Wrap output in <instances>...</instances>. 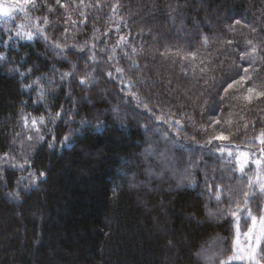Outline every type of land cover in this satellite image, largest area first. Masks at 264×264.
Returning <instances> with one entry per match:
<instances>
[{"label": "trees", "instance_id": "trees-1", "mask_svg": "<svg viewBox=\"0 0 264 264\" xmlns=\"http://www.w3.org/2000/svg\"><path fill=\"white\" fill-rule=\"evenodd\" d=\"M94 2L85 0L86 5ZM118 2L120 6L115 12L109 8L115 0H102V8L73 4L69 10L72 19L69 20V13L55 0H37L36 7L28 5L25 12H19L17 19L24 23L30 20L43 28L51 43L65 32L67 37L75 34V41L95 43L99 66L106 65L114 76L109 78L104 73V80L122 96L126 95L125 84L114 66L127 71L131 61L124 53L134 55L145 76L151 78L148 83L155 81L152 90L163 110L170 109L176 118H182L188 132L192 131L193 124L197 128L201 125L203 129L207 128V132L195 133L198 141L196 157L193 160L190 154L185 167L175 166L176 179L162 182L147 174L146 169L150 166L159 171L152 155L148 156L150 163L139 168L119 164L118 158L130 155L133 149L118 130L98 135L89 132L69 135L71 128L64 123L62 112L60 120L53 125L47 119L43 104L35 102L36 89L23 90L30 78L20 76V72H26L33 64L44 71L52 70V61L40 55L46 51L50 40H45L44 34L31 28L36 36L34 40L19 39L7 44L0 29V52L7 55V61L0 63V154L10 156L9 161H0V264H187L189 241L200 240V249L220 237L217 244L227 249L230 237L234 238L229 229L231 217H206L204 206L207 204L215 211L217 205L208 199L211 193L206 188L205 176L211 174L219 178L228 169H238L239 165L233 157L220 156L214 147L219 142L209 145L206 141L215 131L211 127L212 116L223 114L226 117L233 112L230 125L217 126L230 130L228 134L233 137L230 150L249 152L253 160L260 155V145L254 137L264 125V100L254 99L248 104L233 98L225 103L217 97L222 94L219 89L227 76L246 63L238 59L239 49L249 40L256 43L264 37V0ZM49 7L55 11H49ZM234 19H241L242 24L234 25ZM230 25L232 31H229ZM253 27L255 32L251 30ZM200 35L209 37L210 46L199 53L204 61L200 67L206 68V73L197 68L193 74L188 62L181 57L160 54L165 47L175 52L177 45L186 51H194L199 47ZM94 36L99 39H93ZM121 36L127 41L123 47L118 44ZM227 39L234 43H224ZM113 46L116 47L115 56L108 59ZM57 52L54 47L47 49L49 56L57 55ZM67 55L85 58L90 53L69 48ZM259 55L264 56V46ZM87 62L93 63L90 59ZM181 65H184V71H181ZM68 66L67 60L56 63L59 70ZM8 67L19 68V71L10 73ZM138 75L130 72L123 79L135 81ZM252 81L257 90H264V67L252 73L250 83ZM66 91L62 89V93ZM209 93H214L212 99L217 103L201 114L193 101L201 94L207 97ZM62 104H65L63 95L57 98L54 110L59 112ZM21 109L23 116L45 117L39 134L23 126ZM171 123L170 120L164 127L170 128ZM253 124L256 129L252 128ZM29 135L33 137L31 141L27 139ZM37 135H43L44 139L36 140ZM66 135L69 140L63 142ZM133 139L141 137L133 133ZM149 148H152L151 144L143 143L139 150ZM14 159L19 161L18 164L13 163ZM249 168L254 169V165ZM186 169L195 177V185L185 182L176 187ZM32 172L36 173L35 184L29 183L28 179L21 180V177L29 178ZM40 172L45 176H40ZM165 175L167 177L168 173ZM239 178V171L227 176L229 180ZM17 191L20 193L18 200L9 197L8 193ZM228 206L221 204L220 208ZM197 221L203 223L197 224ZM240 225L243 232V217ZM205 232L208 235L201 240ZM240 240L244 241L242 246L246 244L243 235ZM200 264L204 262L200 261ZM233 264L248 262L236 260Z\"/></svg>", "mask_w": 264, "mask_h": 264}, {"label": "snow or ice", "instance_id": "snow-or-ice-1", "mask_svg": "<svg viewBox=\"0 0 264 264\" xmlns=\"http://www.w3.org/2000/svg\"><path fill=\"white\" fill-rule=\"evenodd\" d=\"M55 3L65 10L68 14V19L71 20V14L69 10L72 8L73 4H76V7L86 6V7H99L102 8V0H95L94 3L85 4V0H55ZM31 5L32 7L37 6V0H12L11 3H0V15L5 17H11L15 11L25 12L26 7ZM118 0H115L114 4H110L109 8L111 11L115 12L119 8ZM49 11H55V9L49 7ZM47 23V18H44ZM75 23V21H73ZM234 25H241V19H234ZM247 26V25H244ZM39 32L44 34V29L38 27ZM252 32H255L256 29L253 27ZM198 31V28H197ZM229 31H232V25L229 26ZM17 36H22L28 40L33 39V33L31 31H25V25L21 24L19 30L16 32ZM65 39H67V32L64 33ZM11 39V37H9ZM44 39L48 40L49 37L44 34ZM93 39H99V37H93ZM127 43L126 37H119L118 44L123 47ZM197 43L199 47H196L194 51H186L185 48L180 46H174L176 51L173 52L171 48L165 47L164 51L160 53L164 57H181L184 61L188 62V68L195 74L197 68L201 72L206 73V68L200 67L204 63L203 58L199 56L201 49L208 48L209 37L205 35H200L198 37ZM224 43L232 45L234 41L232 39H227ZM52 46L58 50L57 55H65L64 46L62 43H58L55 40L52 41ZM264 46V37L259 38L256 43H253L252 40H249L245 45L239 49L238 59L240 61H246V63L241 64L236 67L235 73L228 75L224 80L223 85L219 89V92L222 93L218 95L217 100L227 103L229 100L236 98L246 101L248 104H251L253 100H264V90H257L255 86V81L251 80L252 73L257 72L261 67H264V56H260L259 53ZM131 47V45H128ZM97 45L91 41L85 40L83 44L77 41L76 44L72 46V49L80 50V53H85L88 51L90 53L89 58L93 63L97 62V55L95 49ZM234 51L236 49H233ZM132 52L135 53L136 49H132ZM116 53V47L113 46L111 49V54L107 57L108 59H113ZM125 57L131 61L128 66V70L120 66H114L115 72L122 78V83L125 84L126 94L134 99L138 104L143 103L144 108L151 114L153 109L149 107V103L144 100L142 95H139L136 91V85L140 84L145 86L146 89H152L155 87V81L148 83L151 79L150 77L145 76L143 69L141 68L139 62L136 60L134 55H129L127 52L124 53ZM7 59V56L0 52V62H3ZM259 61V62H258ZM251 69V72H250ZM181 71H184V65H181ZM139 73L135 81L132 79H123L129 75V73ZM67 75V74H66ZM86 75H91L86 74ZM106 75L109 78H114L112 71H106ZM187 75V72H185ZM260 77L258 76L257 79ZM80 83L86 87H90L87 81L82 78ZM171 83V80L168 81ZM217 100H214L213 103H217ZM207 108V104L204 106ZM157 108L159 112L155 110V118L162 123L169 124L171 120V126H174L179 131L184 127V123L181 119L176 118L174 114L169 109L167 112L163 110L159 103H157ZM156 108V109H157ZM62 113H57V116L61 117ZM234 113L229 112L227 116L221 117L212 116L211 127L215 130L211 134L210 138L207 139L206 143L213 145L219 151L221 157L227 155L233 157L235 162L239 165L238 169L233 167L228 169L226 173H223L219 178L214 175L206 174L205 184L208 191L211 195L208 197L209 200H214L216 202L215 211L210 208L207 204L204 206L205 214L207 218H219L220 216L231 217L229 222V229L234 233V238L230 237L229 246L227 249L223 248L220 244H217V241L220 240V237H216L212 240L211 244L206 247H201L197 256L199 261H203L204 264H233V261H247L248 264H264V125L258 129V134L254 137L260 145V155L253 160L251 158V153L240 151L237 149L236 152L230 150L229 145L232 143V135L228 134L229 129L223 127L217 128L222 124H231L232 117ZM192 119V117H188ZM23 126L25 128L31 124V128L36 133H40V125L45 123V117L41 116L37 118H31L22 115ZM247 129L248 125H244ZM253 129H256V125H252ZM207 132V128L204 129ZM29 141L33 139L31 135L27 137ZM36 140H43V135H37ZM54 139V138H53ZM69 138L67 136L63 137V142H67ZM52 146L51 144L49 145ZM147 152H151L152 149H146ZM10 156L7 153L0 154V161H9ZM13 163L14 160H13ZM27 161H25V164ZM229 163V162H225ZM249 165H254V169L249 168ZM18 167H23L24 165H17ZM239 171L241 178L235 180L227 179L229 173H234ZM251 173V174H250ZM40 176H45L44 172H40ZM36 173H29V178L21 177V180L28 179L29 183L35 184ZM185 182L189 185L194 186L195 183L192 181L190 175L185 171V174L181 176L178 180L179 185H183ZM19 184L20 181H17ZM38 186V185H37ZM9 197L19 199L20 193L10 192L8 193ZM221 204H228L229 206L226 209L220 208ZM255 205V208L252 205ZM243 217L244 219V231H241L240 220ZM194 218V217H193ZM199 223V221H197ZM244 236L246 240L245 245H241L240 237Z\"/></svg>", "mask_w": 264, "mask_h": 264}, {"label": "clouds", "instance_id": "clouds-1", "mask_svg": "<svg viewBox=\"0 0 264 264\" xmlns=\"http://www.w3.org/2000/svg\"><path fill=\"white\" fill-rule=\"evenodd\" d=\"M22 24L28 28H36V31L39 32L37 26L30 20L26 24ZM21 38L23 37L21 36ZM0 40H2V37H0ZM49 40L50 43L46 45V51L40 53V55L52 61V70L44 71L41 66L33 64L26 72H20V76H28L30 78V83L23 90L36 89L35 102L43 104L47 110V119L53 125L61 118L57 116V113L62 112L64 123L69 124L71 128L69 135L73 133L83 135L85 132L98 135L104 131L113 132L118 130L120 136L133 149L130 155L118 158L119 164L128 168H139L142 164L150 163L148 156L152 155L155 160V167L159 171H155L150 166L146 169L147 174L155 176L156 179L162 182L166 179H176L175 166L179 164L181 167H185V161L190 154L193 160L195 159L198 152L196 147L198 141L195 139V133L204 130L203 125L197 128L193 124L191 132H188L185 127L179 131L174 126L170 128L164 127L165 123H158L155 118L157 96L152 89H146L145 86L140 84H137L140 87H136L138 94L142 95L144 100L149 103V107L153 109L150 114L144 108L143 103L138 104L127 94L124 96L120 95L114 87L104 80L103 74L108 70L106 65L101 67L98 61L96 63H88L89 56L85 58L76 56L73 58L67 55V50L72 48L77 42L75 41V34L67 39H65L64 35H60L55 40L63 44L65 55L49 56L47 49L53 47L51 38ZM83 43L84 41L81 42V44ZM76 51L80 52L79 49ZM4 54L6 55V53ZM63 60H67L69 66L64 70L57 69V61ZM6 61L7 59L0 63ZM7 71L10 73L19 71V68L8 67ZM89 73L91 75H86ZM82 78L91 86L86 87L81 84L80 80ZM62 89H66V93H62ZM62 95L65 104L61 105L58 112L54 110V106L57 98ZM213 95L214 93H209L205 97L201 94L197 100L193 101V104L200 109L201 114H203L204 109L211 110L212 104H214ZM205 104H207V108L204 107ZM180 107H183V105H180ZM21 115H23V109H21ZM191 120L189 119V122ZM133 133L141 137V139H133ZM66 136L69 138L68 135ZM143 143L152 145L150 153L146 149L143 151L139 150L142 148ZM117 173L119 174V168H117ZM166 173H168L167 177ZM188 174L195 183V177L190 172ZM181 186L177 180L176 187ZM202 223L203 221H199L197 224ZM207 235L208 233L205 232L200 239L206 238ZM186 246L189 252L187 264H200L197 256L200 240L189 241Z\"/></svg>", "mask_w": 264, "mask_h": 264}, {"label": "rangeland", "instance_id": "rangeland-1", "mask_svg": "<svg viewBox=\"0 0 264 264\" xmlns=\"http://www.w3.org/2000/svg\"><path fill=\"white\" fill-rule=\"evenodd\" d=\"M12 0H0V3H11ZM20 11H15L11 17H5L0 15V29L3 30L4 32V38L6 43L8 44L11 41H15V40H28L26 38H21V36H17L16 32L19 30L20 25L22 23H24L23 21H21L20 19H17L18 14ZM26 24V23H25ZM25 31H31L33 33V39L34 40L36 38L35 33L32 31L31 28L25 27ZM0 37H2V35H0ZM9 37H11V39H9ZM32 40H28V41H32ZM34 118V117H33ZM31 119V118H29ZM31 128V124L28 125L27 128ZM14 162L16 164H18L16 159H14ZM241 243L244 244V241L241 240Z\"/></svg>", "mask_w": 264, "mask_h": 264}]
</instances>
